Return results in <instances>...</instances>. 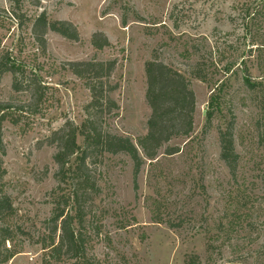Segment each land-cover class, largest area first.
Instances as JSON below:
<instances>
[{"label": "rangeland", "instance_id": "374dc122", "mask_svg": "<svg viewBox=\"0 0 264 264\" xmlns=\"http://www.w3.org/2000/svg\"><path fill=\"white\" fill-rule=\"evenodd\" d=\"M263 4L0 0V59L20 63L24 79H36L43 92L41 99L34 90L17 92L12 72L0 78V103L11 113L0 129L5 191L13 205L12 215L0 218V233L12 230L0 247V264H43L48 254L41 241L53 231L59 170L53 132L93 119L99 129L135 144L147 134L145 65L154 59L189 81L197 103L194 131L165 144L137 178L128 154L89 152L98 191L89 194L83 222L76 224L88 258L97 264H264V21L259 26L253 18ZM42 12L72 23L79 40L49 31L40 46L32 27ZM95 34L109 46L97 48ZM93 60L116 61L110 80L115 108H90V90L71 71L72 63ZM212 96L218 105L208 120ZM230 123L239 157L235 175L221 158L220 133ZM78 144L84 147L83 136ZM172 148L179 152L167 154ZM6 249L17 254L2 262Z\"/></svg>", "mask_w": 264, "mask_h": 264}, {"label": "trees", "instance_id": "16d2710c", "mask_svg": "<svg viewBox=\"0 0 264 264\" xmlns=\"http://www.w3.org/2000/svg\"><path fill=\"white\" fill-rule=\"evenodd\" d=\"M253 18L260 19L259 26L264 21V4L253 10ZM264 24V22L262 23ZM262 28V26L260 27ZM49 31L55 32L69 40L78 41L77 28L67 21H51L47 13L42 12L34 21L32 33L40 46H45L46 35ZM93 44L102 49L109 46L108 39L103 34H95ZM257 49H262L258 44ZM264 47V43L261 44ZM116 67V61H84L71 64V71L85 82L91 92L90 108L107 106L117 107L111 99L110 93L115 90L111 83V75ZM5 72L14 75L13 88L17 92L34 90L40 94L41 84L36 79L25 77L23 66L10 57L0 59V78ZM147 78L146 100L151 109L148 120L147 134L141 137L137 144L131 138L113 135L99 129L93 119H87L81 128L66 124L60 130L53 132L57 144V153L54 161L59 166L57 173L58 187L54 190V210L49 223L53 231L42 243V249L48 254L43 264H59L65 260H74V264H97L87 255V241L84 235L76 229V224L83 222L86 200L90 193H97V185L88 163L89 152L97 153H126L134 162L135 178L140 174L146 160H156L159 150L173 138L189 137L194 131V114L196 110V95L186 77L174 68L154 59L145 65ZM201 77L202 75H198ZM250 84V83H249ZM39 99V100H40ZM218 105V97L212 96L207 113L208 120L214 115V108ZM10 105L0 103L1 124L10 117ZM232 126L220 133L221 158L229 167L233 175L236 174L238 154L235 150ZM79 136L84 137V147L78 144ZM179 149L172 148L167 154L172 155ZM5 146L0 129V218L5 219L12 215L13 205L5 191L6 169L4 167ZM60 232L57 235V232ZM12 235L7 227L1 230L0 247L6 248V243ZM57 235V238H56ZM2 262L13 258L17 252L8 250Z\"/></svg>", "mask_w": 264, "mask_h": 264}]
</instances>
